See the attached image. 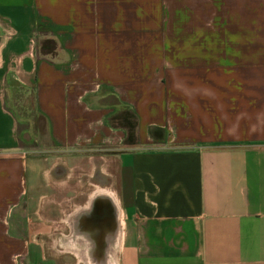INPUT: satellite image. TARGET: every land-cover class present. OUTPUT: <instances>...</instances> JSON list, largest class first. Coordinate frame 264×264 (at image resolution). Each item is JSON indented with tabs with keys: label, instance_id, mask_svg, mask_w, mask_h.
Returning <instances> with one entry per match:
<instances>
[{
	"label": "crops",
	"instance_id": "obj_1",
	"mask_svg": "<svg viewBox=\"0 0 264 264\" xmlns=\"http://www.w3.org/2000/svg\"><path fill=\"white\" fill-rule=\"evenodd\" d=\"M2 247L264 264V0H0Z\"/></svg>",
	"mask_w": 264,
	"mask_h": 264
},
{
	"label": "rangeland",
	"instance_id": "obj_2",
	"mask_svg": "<svg viewBox=\"0 0 264 264\" xmlns=\"http://www.w3.org/2000/svg\"><path fill=\"white\" fill-rule=\"evenodd\" d=\"M14 104L17 108V110L25 117H30L33 128V132L35 133V143L31 142L28 138V142H31L29 144L34 143L38 147H46L48 144V138L46 137L45 133V126L43 120L40 119V117L36 115H32L33 113V97L29 93H24L18 89H15L14 91ZM35 124V125H34ZM95 227V226H93ZM94 229V228H93ZM106 250L103 248H93L90 249V252L92 255H94L97 258H102L106 255ZM22 255L16 248H7L2 247L0 248V264H22ZM100 260V259H99ZM101 263V262H100Z\"/></svg>",
	"mask_w": 264,
	"mask_h": 264
},
{
	"label": "trees",
	"instance_id": "obj_3",
	"mask_svg": "<svg viewBox=\"0 0 264 264\" xmlns=\"http://www.w3.org/2000/svg\"><path fill=\"white\" fill-rule=\"evenodd\" d=\"M41 120H42V118H40ZM35 125V124H34ZM129 142H132L131 140H132V134H130V136H129Z\"/></svg>",
	"mask_w": 264,
	"mask_h": 264
}]
</instances>
